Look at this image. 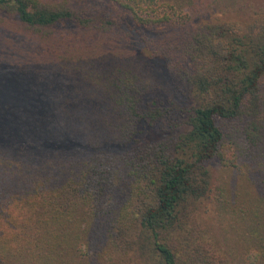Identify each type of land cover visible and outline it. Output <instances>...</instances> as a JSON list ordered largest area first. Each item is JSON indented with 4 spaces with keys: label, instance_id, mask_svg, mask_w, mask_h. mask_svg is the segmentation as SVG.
<instances>
[{
    "label": "trees",
    "instance_id": "1",
    "mask_svg": "<svg viewBox=\"0 0 264 264\" xmlns=\"http://www.w3.org/2000/svg\"><path fill=\"white\" fill-rule=\"evenodd\" d=\"M103 1L0 0L5 43L127 40L121 14L164 76L85 66L94 106L19 114L0 264H264V6L188 25L194 0Z\"/></svg>",
    "mask_w": 264,
    "mask_h": 264
},
{
    "label": "rangeland",
    "instance_id": "2",
    "mask_svg": "<svg viewBox=\"0 0 264 264\" xmlns=\"http://www.w3.org/2000/svg\"><path fill=\"white\" fill-rule=\"evenodd\" d=\"M106 5L103 0H98ZM189 17L177 11L173 21L188 25L216 16L242 20L264 6V0H194ZM110 8L112 6L110 5ZM120 18L135 32L130 39L115 38L91 31L69 28L64 41L47 42L0 38V137L7 142L15 135V124L21 112L47 114L51 110H79L94 106L90 98L92 87L85 66L108 68L128 63L144 72L151 82L163 79L161 64L149 61V50L140 40V33L149 32L135 26L131 20ZM119 17V16H118ZM124 17V18H123ZM181 22V21H179ZM68 50L66 54L64 50ZM73 52V53H71ZM159 90V89H158ZM95 100V99H94ZM97 102V100H95Z\"/></svg>",
    "mask_w": 264,
    "mask_h": 264
}]
</instances>
